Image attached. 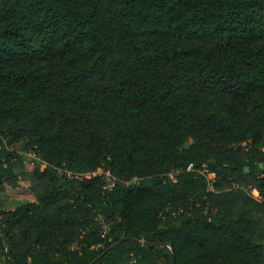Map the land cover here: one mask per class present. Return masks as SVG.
<instances>
[{
	"label": "trees",
	"instance_id": "16d2710c",
	"mask_svg": "<svg viewBox=\"0 0 264 264\" xmlns=\"http://www.w3.org/2000/svg\"><path fill=\"white\" fill-rule=\"evenodd\" d=\"M263 146L264 0H0V264H264Z\"/></svg>",
	"mask_w": 264,
	"mask_h": 264
},
{
	"label": "rangeland",
	"instance_id": "374dc122",
	"mask_svg": "<svg viewBox=\"0 0 264 264\" xmlns=\"http://www.w3.org/2000/svg\"><path fill=\"white\" fill-rule=\"evenodd\" d=\"M194 105L199 109H203L206 107L216 116L222 118L223 120L230 122L232 118L235 116L236 112L238 111V103L229 97L221 96L217 93H211L209 95H205L200 101H193ZM264 149V146H263ZM44 166H41L43 169ZM100 172L97 170L93 176L98 175ZM17 205L16 202L11 201L10 198L3 192L0 193V208L5 211H12L15 206ZM100 221L103 223V218H99ZM1 264H4L3 262Z\"/></svg>",
	"mask_w": 264,
	"mask_h": 264
},
{
	"label": "built area",
	"instance_id": "2783aa9c",
	"mask_svg": "<svg viewBox=\"0 0 264 264\" xmlns=\"http://www.w3.org/2000/svg\"><path fill=\"white\" fill-rule=\"evenodd\" d=\"M41 166L45 167V164H41ZM190 167L191 166H189L188 169H190ZM202 167L203 168H202L201 172L205 174V176H206V178L208 180L207 189L212 190L213 189V181L215 180V175L213 173L207 172V168H206L205 165H203ZM99 172H100L99 174H101V173L104 174V179L107 182L104 188L105 189H111L112 186L114 185L115 177L110 173V171L102 172L101 170H99ZM94 173H91V175L94 174ZM174 174H175V172H170L169 174H167V177H169L173 181H175ZM67 175H68L69 178L75 177L77 179H79L81 177H90V174L79 175V174H71L69 172L67 173ZM137 180H138V178L134 177L131 180H129L127 182V184L136 182ZM252 194L256 195L255 191H252ZM102 228L104 230H106V226L105 225H102Z\"/></svg>",
	"mask_w": 264,
	"mask_h": 264
}]
</instances>
